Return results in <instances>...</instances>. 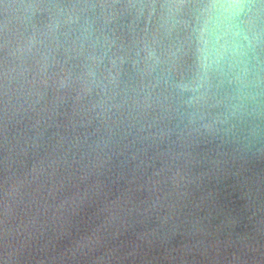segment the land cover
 <instances>
[{
	"label": "water",
	"instance_id": "95a60500",
	"mask_svg": "<svg viewBox=\"0 0 264 264\" xmlns=\"http://www.w3.org/2000/svg\"><path fill=\"white\" fill-rule=\"evenodd\" d=\"M204 0H0V264H264V0L206 99Z\"/></svg>",
	"mask_w": 264,
	"mask_h": 264
},
{
	"label": "clouds",
	"instance_id": "9594fccd",
	"mask_svg": "<svg viewBox=\"0 0 264 264\" xmlns=\"http://www.w3.org/2000/svg\"><path fill=\"white\" fill-rule=\"evenodd\" d=\"M252 7L248 0H204L199 6L193 72L187 85L193 94L189 104L206 99L223 65L246 54L251 44L246 17Z\"/></svg>",
	"mask_w": 264,
	"mask_h": 264
}]
</instances>
